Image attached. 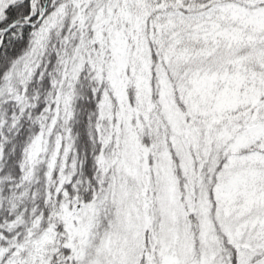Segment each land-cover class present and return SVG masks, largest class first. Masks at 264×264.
<instances>
[{
	"label": "snow or ice",
	"instance_id": "snow-or-ice-1",
	"mask_svg": "<svg viewBox=\"0 0 264 264\" xmlns=\"http://www.w3.org/2000/svg\"><path fill=\"white\" fill-rule=\"evenodd\" d=\"M0 264H264V0H0Z\"/></svg>",
	"mask_w": 264,
	"mask_h": 264
}]
</instances>
